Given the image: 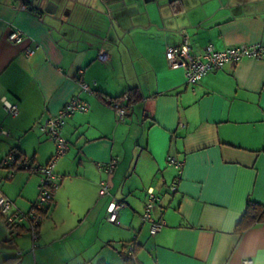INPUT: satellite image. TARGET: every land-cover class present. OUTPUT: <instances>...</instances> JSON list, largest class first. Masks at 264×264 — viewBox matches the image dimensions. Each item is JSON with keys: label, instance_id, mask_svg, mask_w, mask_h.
Masks as SVG:
<instances>
[{"label": "crops", "instance_id": "1", "mask_svg": "<svg viewBox=\"0 0 264 264\" xmlns=\"http://www.w3.org/2000/svg\"><path fill=\"white\" fill-rule=\"evenodd\" d=\"M14 29L24 33L19 43L8 39ZM181 29L194 52L207 44L264 48V0H0V122L8 131L0 157L45 164L54 143L39 122L76 94L89 107L62 126V179L36 245L26 221L10 234L0 220V241L13 245L0 254L21 251L20 264H123L119 251L134 240L141 264H264V219L236 231L248 199L264 204V56L227 63L192 88L164 54ZM78 79L91 93L79 91ZM131 88L133 102L117 119L110 100ZM2 98L17 103L16 116ZM170 155L183 161L173 192ZM111 158L107 175L99 164ZM101 179L108 195L98 194ZM38 185L26 169L0 180L21 211ZM148 188L158 195L152 216L165 222L153 235L141 221ZM110 201L120 204L114 222L106 220Z\"/></svg>", "mask_w": 264, "mask_h": 264}, {"label": "built area", "instance_id": "2", "mask_svg": "<svg viewBox=\"0 0 264 264\" xmlns=\"http://www.w3.org/2000/svg\"><path fill=\"white\" fill-rule=\"evenodd\" d=\"M26 7L27 5L25 3L20 4V8L24 9ZM23 38L24 33L18 29H14L8 34V39L15 43L21 42ZM37 48V44L31 47H25L24 54L29 56L34 53ZM164 54L168 65L171 68L182 69L186 83L193 88V86L196 85L206 73L218 70L227 63H234L244 57L259 58L264 56V48L259 45L238 44L226 47L222 50H217L213 45L207 44L200 52H194L190 47L186 31L181 29V41L178 44L165 47ZM97 57L102 62H105L108 58L104 49L98 51ZM78 72L79 76H81L83 71L79 70ZM77 84L80 92L91 93V86L84 79H78ZM127 100V95H122L110 100V104L116 113L117 119H122L126 115ZM1 107L9 116L14 117L18 114V105L15 102H10L7 99L2 98ZM88 109V104L80 98L79 94H76L63 107H61L57 113L48 116L39 122V130L46 133L48 137L53 140L55 145L54 153L45 164L33 165L29 160L12 153H7L0 158V167L13 170L26 169L40 176L37 197L27 211L13 208L12 200L0 190V216L3 222L5 224L17 225L22 221H26L31 236L32 248L36 245L35 241L38 236V226L44 217L43 211L52 201L53 194L62 179V176L55 171L56 162L68 149V142L61 134L62 126L67 117L76 112H86ZM179 125L183 126L182 123ZM6 134H8V131L2 127L0 122V136ZM167 162L177 170V176L169 185V190L173 192L176 189L183 161L170 155L167 157ZM116 163L117 159L111 158L107 162L99 164V166L102 167V170H104L107 175H112ZM12 176L13 173L8 172V178H11ZM98 186V194L100 196L108 195L110 193V183L107 179H101L98 182ZM157 200L158 195L152 188H148L146 190V200L141 214V221L148 224L149 233L152 235L160 232L165 226L163 219H155L151 213ZM119 207L120 204L117 201H110L108 203L106 208L107 221L114 222L116 220ZM131 248L132 246L130 245L128 248L129 253H131ZM15 254L21 256L22 252L17 251ZM246 262L247 261H244V264Z\"/></svg>", "mask_w": 264, "mask_h": 264}, {"label": "trees", "instance_id": "3", "mask_svg": "<svg viewBox=\"0 0 264 264\" xmlns=\"http://www.w3.org/2000/svg\"><path fill=\"white\" fill-rule=\"evenodd\" d=\"M135 90L133 88L128 89L124 94L128 96V102H133L134 99V92ZM134 92V94H132ZM120 95V96H122ZM119 97V96H117ZM116 98V97H115ZM47 208V207H46ZM46 208L43 211V216L46 213ZM264 219V204L257 203L253 201L252 199H248L246 201L244 212L242 213L241 217L237 221L236 224V231L242 232L248 227L252 226L258 221H262ZM9 230L10 234H13L16 232L17 234H20L23 229H19L16 227V225L12 224H5ZM132 246L131 253L128 252V248ZM13 245L10 243L9 240L7 241H0V248L9 249ZM138 249L137 243H135L134 240H130L127 245L122 246V249L119 251L120 256L122 258L123 264H141L135 256L136 250ZM20 258L19 255H12L8 251L4 252L3 254H0V264H20Z\"/></svg>", "mask_w": 264, "mask_h": 264}, {"label": "rangeland", "instance_id": "4", "mask_svg": "<svg viewBox=\"0 0 264 264\" xmlns=\"http://www.w3.org/2000/svg\"><path fill=\"white\" fill-rule=\"evenodd\" d=\"M53 141V140H52ZM54 143V142H53ZM68 150V149H67ZM67 150H66V152H65V154L67 153ZM54 151H55V145H54ZM54 151H53V153H54ZM65 154L62 156V157H64L65 156ZM6 155V154H5ZM4 156V155H3ZM61 157V158H62ZM1 158V157H0ZM44 164V163H43ZM43 164H37V163H33V165H43ZM2 170H4V171H6V173H4L3 174V177H2ZM19 170H21V169H17V170H13V169H8V168H3V167H0V180H2V181H9V180H11V179H13L14 178V176H15V174L17 173V172H19ZM29 173H31V174H34V175H37L38 177H39V182H40V176L38 175V174H36V173H33V172H30L29 170H27ZM56 171V170H55ZM8 172H12L13 173V176L11 177V178H8ZM61 175V174H60ZM4 176H5V178H4ZM60 187V184H59V186H58V188ZM58 188L55 190V192L58 190ZM0 190H1V188H0ZM2 191V190H1ZM3 192V191H2ZM37 192H38V187H37ZM54 192V193H55ZM6 195V194H5ZM7 197H9L8 195H6ZM36 197H37V194H36ZM36 197H35V199H36ZM10 198V197H9ZM11 200H12V207L13 208H18L16 205H15V203H14V200L12 199V198H10ZM34 199V200H35ZM0 220L3 222V220H2V218H1V216H0Z\"/></svg>", "mask_w": 264, "mask_h": 264}]
</instances>
